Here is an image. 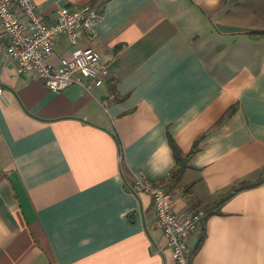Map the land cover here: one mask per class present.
Here are the masks:
<instances>
[{"label":"crops","instance_id":"crops-1","mask_svg":"<svg viewBox=\"0 0 264 264\" xmlns=\"http://www.w3.org/2000/svg\"><path fill=\"white\" fill-rule=\"evenodd\" d=\"M34 1L102 11L109 74L53 92L0 54V264H179L138 174L204 215L189 264H264V181L216 207L264 179V0ZM170 136L185 156L205 136L179 184Z\"/></svg>","mask_w":264,"mask_h":264},{"label":"built area","instance_id":"built-area-1","mask_svg":"<svg viewBox=\"0 0 264 264\" xmlns=\"http://www.w3.org/2000/svg\"><path fill=\"white\" fill-rule=\"evenodd\" d=\"M103 13L93 6L61 8L53 23L39 16L34 0H0V34L7 45L0 43V54L18 63V74L42 80L53 92H62L83 79L97 80L109 74L100 55L89 43L98 37ZM66 36L74 47L71 53L59 56L57 41ZM5 89L0 84V99ZM135 187L152 195L157 224L163 231L167 246L179 264H189L188 238L204 219L202 213L181 215L176 197L161 186L136 175Z\"/></svg>","mask_w":264,"mask_h":264},{"label":"trees","instance_id":"trees-1","mask_svg":"<svg viewBox=\"0 0 264 264\" xmlns=\"http://www.w3.org/2000/svg\"><path fill=\"white\" fill-rule=\"evenodd\" d=\"M250 35L254 38H259L262 37L264 38V32H252L250 33ZM236 107H232L223 117L222 119L218 122V125L222 124L226 119L230 118L234 112L236 111ZM205 136L200 137V139H198L194 146L192 151L188 154V155H183V153L181 152L180 148L178 147V145L176 144L175 140L173 139V137H169L170 140V144L173 148L174 151V155L177 161V167L176 169H174V171L172 172V181L176 184H179L180 178L183 174V172L185 171V169L187 168V165L190 161V159L201 149L200 143L201 141L204 139ZM264 181V179H257V180H246V181H242L240 182L238 185L234 186L229 192H227L225 195L221 196L219 198V201L216 204V207L221 206L222 204H224L226 201H228L231 197H233L236 193L241 192L243 190L255 187L259 184H261ZM132 190L135 192H138V190L135 187V182L133 181L132 183ZM189 191V189L187 188V192ZM186 192V193H187ZM205 237V233L203 232V236H202V240Z\"/></svg>","mask_w":264,"mask_h":264},{"label":"rangeland","instance_id":"rangeland-1","mask_svg":"<svg viewBox=\"0 0 264 264\" xmlns=\"http://www.w3.org/2000/svg\"><path fill=\"white\" fill-rule=\"evenodd\" d=\"M71 48L73 49L74 47H73V46H71Z\"/></svg>","mask_w":264,"mask_h":264}]
</instances>
